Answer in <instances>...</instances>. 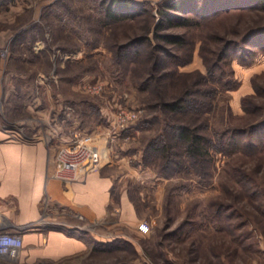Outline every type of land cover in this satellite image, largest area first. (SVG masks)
I'll use <instances>...</instances> for the list:
<instances>
[{
	"label": "rangeland",
	"instance_id": "374dc122",
	"mask_svg": "<svg viewBox=\"0 0 264 264\" xmlns=\"http://www.w3.org/2000/svg\"><path fill=\"white\" fill-rule=\"evenodd\" d=\"M132 1L146 11L114 22L101 17L102 0H0V134L14 139L40 134L52 157L49 179L58 145L74 132L92 133L101 157L88 170L109 181L103 218L71 203L65 191L70 182L52 183L40 199L39 218L26 226L61 230L83 241L81 249L32 263L0 255V264H264V145L226 153L212 142L200 175L191 167L166 168L163 159L144 157L147 141L165 125L189 121L214 140L222 130L264 122L262 39L246 45L253 51L249 63L230 60L227 79L233 85L219 84L216 96L203 97V113L170 114L156 104L207 72L200 44L216 49L223 39L242 43L249 29L264 26V0L256 7L220 10L201 23L165 22L160 32L184 33L192 49L187 44L171 49L154 38L157 7L164 0ZM178 14L194 18V12ZM147 29L150 37L140 45V56L163 58L154 74L173 72L176 78L142 89L149 63L123 61L115 49ZM215 35L222 39L211 41ZM158 42L177 50L181 59L164 58L153 49ZM97 82L104 83L101 91L86 90ZM243 98L247 109L256 110H244ZM125 109L137 116L118 126V112ZM141 223L148 226L144 232Z\"/></svg>",
	"mask_w": 264,
	"mask_h": 264
},
{
	"label": "trees",
	"instance_id": "16d2710c",
	"mask_svg": "<svg viewBox=\"0 0 264 264\" xmlns=\"http://www.w3.org/2000/svg\"><path fill=\"white\" fill-rule=\"evenodd\" d=\"M244 4H236V3ZM261 0H164L157 7V14L160 20L154 24L152 33L154 38H159L160 42L167 44L170 48L173 45L178 47L188 45V39L184 33L176 32H160L163 25L166 23L183 25L201 21H206L215 17L220 10H229L232 7H256V3ZM247 2V3H246ZM252 2V3H249ZM105 3L103 8L102 18L106 20H112L114 22L123 21L126 16L137 15L146 11V7L142 6L139 2L132 0H102ZM242 5V6H241ZM180 13L194 12V18L188 16H181ZM150 30L144 31V34L139 36H132L127 41L120 43L116 47L117 55L119 59L123 61L141 59L147 61L149 64V73L143 78L140 84V88L147 89L152 86V82L158 81L163 78H170L175 80L173 72H164L163 74L155 75L154 70L159 66V62H163L164 59L151 58V55L140 56V45L149 40ZM210 40H221L220 36H209ZM244 42L240 40L230 39L221 41L218 48H208L205 44H200L199 54L207 66V72L198 74V78L193 80L192 83L187 82L182 90L177 94H174L172 99H161L158 103L160 110L166 113H182L187 114L194 113L199 114L204 112L205 103L202 101L203 97L209 96L213 98L217 91V86L230 87L231 81L227 77H231V70H227L230 65V60L237 57L241 63H249L252 58L253 51L249 48L247 50L246 45L256 46L255 40L262 39L264 42V26L255 27L249 29L244 34ZM258 42V41H257ZM162 43H155L153 49H157L163 52L164 58H170L173 62L180 60V54L176 51H172ZM261 45V44H260ZM188 49H192V45H188ZM172 49V48H171ZM191 51V50H190ZM189 51V52H190ZM241 51L243 54H240ZM129 54H133L131 57ZM155 57V56H154ZM153 59L152 63L150 62ZM166 62V61H165ZM189 75V74H188ZM200 84H202L201 87ZM206 85L210 87L205 88ZM199 85V86H198ZM246 101L242 99V108L247 111L256 110L255 108L247 109ZM156 106V105H155ZM154 106V107H155ZM166 129L161 133H157L149 141H147L144 147V157L161 158L164 160L163 166L168 168L170 165L177 164L180 167H191L197 173H202V168L207 160L206 156L209 153V145H214V148L218 151L234 152L237 149L244 151H252L255 148H261L264 145V134L259 136V133H264V122L251 123L247 127H235L232 129H225L216 133L215 139H211L205 132L203 133L200 126L191 122H177L169 125H165ZM168 133V134H167ZM165 134L169 135L168 140L165 139ZM257 139V140H256ZM168 141V142H167ZM175 157V158H174ZM186 164V165H185ZM103 243L102 241H99ZM105 244V241H104Z\"/></svg>",
	"mask_w": 264,
	"mask_h": 264
},
{
	"label": "crops",
	"instance_id": "0c3cea01",
	"mask_svg": "<svg viewBox=\"0 0 264 264\" xmlns=\"http://www.w3.org/2000/svg\"><path fill=\"white\" fill-rule=\"evenodd\" d=\"M15 138L0 134V232L20 235L23 244L18 257L28 263L81 249L83 241L73 240L61 230L26 228L30 226L28 222L39 218L45 190L49 193L50 184L61 186L63 182L52 175L46 177L52 157H48L40 134L29 138L17 134ZM108 186L107 177L97 170H88L79 180L68 183L65 191L71 203L88 209L97 219L108 214Z\"/></svg>",
	"mask_w": 264,
	"mask_h": 264
},
{
	"label": "built area",
	"instance_id": "2783aa9c",
	"mask_svg": "<svg viewBox=\"0 0 264 264\" xmlns=\"http://www.w3.org/2000/svg\"><path fill=\"white\" fill-rule=\"evenodd\" d=\"M104 83L97 82L86 86L90 92H99L103 89ZM137 114L131 110H120L117 116V125L124 126L129 120L136 118ZM96 135L89 132H74L72 136L59 144L53 155L55 162L51 173L60 182H72L79 180L83 174L100 161L101 146L97 144ZM140 231L148 229L147 224H139ZM23 241L20 235L10 232H0V255L16 257L19 254Z\"/></svg>",
	"mask_w": 264,
	"mask_h": 264
}]
</instances>
